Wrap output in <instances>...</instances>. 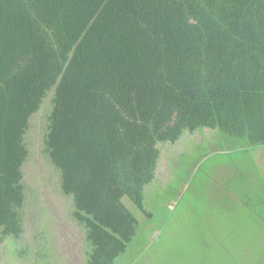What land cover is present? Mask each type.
Returning <instances> with one entry per match:
<instances>
[{
    "label": "trees",
    "instance_id": "1",
    "mask_svg": "<svg viewBox=\"0 0 264 264\" xmlns=\"http://www.w3.org/2000/svg\"><path fill=\"white\" fill-rule=\"evenodd\" d=\"M46 104L42 153L87 264H116L139 227L124 198L151 217L160 143L209 129L214 144L264 147V0H0V262L26 232L24 166Z\"/></svg>",
    "mask_w": 264,
    "mask_h": 264
},
{
    "label": "rangeland",
    "instance_id": "2",
    "mask_svg": "<svg viewBox=\"0 0 264 264\" xmlns=\"http://www.w3.org/2000/svg\"><path fill=\"white\" fill-rule=\"evenodd\" d=\"M48 109L29 134L26 232L5 240L0 264L43 263L39 244L49 247L53 264H87L85 229L70 217L72 198L61 193L60 173L42 153ZM189 134L159 144L157 177L145 189L151 217L124 198L139 227L116 264H264V147L214 144L209 129Z\"/></svg>",
    "mask_w": 264,
    "mask_h": 264
}]
</instances>
